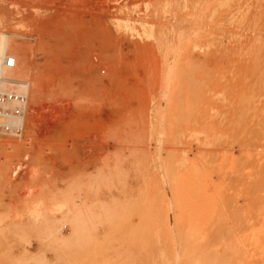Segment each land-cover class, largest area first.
<instances>
[{
	"label": "rangeland",
	"instance_id": "rangeland-1",
	"mask_svg": "<svg viewBox=\"0 0 264 264\" xmlns=\"http://www.w3.org/2000/svg\"><path fill=\"white\" fill-rule=\"evenodd\" d=\"M0 35V264H264V0H0Z\"/></svg>",
	"mask_w": 264,
	"mask_h": 264
},
{
	"label": "built area",
	"instance_id": "built-area-1",
	"mask_svg": "<svg viewBox=\"0 0 264 264\" xmlns=\"http://www.w3.org/2000/svg\"><path fill=\"white\" fill-rule=\"evenodd\" d=\"M7 67H14L16 58L7 55L4 59ZM13 106H5L6 103ZM27 96L13 90H0V134H9L14 137H21L23 132V118L26 111Z\"/></svg>",
	"mask_w": 264,
	"mask_h": 264
},
{
	"label": "bare ground",
	"instance_id": "bare-ground-1",
	"mask_svg": "<svg viewBox=\"0 0 264 264\" xmlns=\"http://www.w3.org/2000/svg\"><path fill=\"white\" fill-rule=\"evenodd\" d=\"M5 52H6L5 39H4V37H2L0 35V90H4V87L9 82H15V80L12 78L11 75L6 74V71L4 69V65L5 64L3 65V62H4L3 60L5 59ZM16 64H17V61H16ZM16 64H15V66H16ZM5 67H7V66L5 65ZM7 68H10V67H7ZM11 68H13V67H11ZM17 68H19L18 64H17ZM18 83H21V82H18ZM20 85H22V87L24 86L23 84H20ZM4 105L5 106H13V104L12 103H9V102L6 103V104H4ZM16 170H18V169H16ZM211 263H212V261H211Z\"/></svg>",
	"mask_w": 264,
	"mask_h": 264
}]
</instances>
